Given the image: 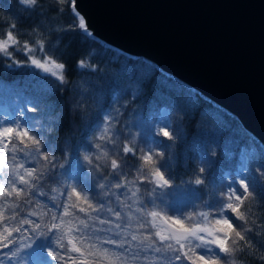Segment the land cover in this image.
<instances>
[{"label":"snow or ice","instance_id":"obj_1","mask_svg":"<svg viewBox=\"0 0 264 264\" xmlns=\"http://www.w3.org/2000/svg\"><path fill=\"white\" fill-rule=\"evenodd\" d=\"M14 4V13L0 16V67L33 68L54 87L25 98L0 126V175L11 173L0 180V264H237L238 254L264 250V219L249 220V203L264 201V148L257 152L245 143L229 154L233 170L204 193L207 199L199 197L206 210L186 216L180 209H172L177 215L157 210L156 200L163 203L167 194L157 193L175 187L170 171L179 125L166 109H132L134 118H125L135 94L121 104L114 88L103 87L104 69L92 63L93 54L80 58L74 47L81 38L108 47L96 41L76 0L48 6L59 17L68 13L64 25L42 20L27 31L18 29V16L38 12L47 20V12L41 0ZM65 54L77 58L69 63ZM75 75L87 78L74 83ZM65 93H75L71 110L81 122V146L61 147L52 139L63 120L45 112L46 101ZM198 101L194 92L186 98L193 106ZM81 149L90 180L60 163L73 153L80 159ZM215 155L202 150L200 165L181 183L207 188ZM258 259L264 264V256Z\"/></svg>","mask_w":264,"mask_h":264},{"label":"trees","instance_id":"obj_2","mask_svg":"<svg viewBox=\"0 0 264 264\" xmlns=\"http://www.w3.org/2000/svg\"><path fill=\"white\" fill-rule=\"evenodd\" d=\"M52 2L53 0H41L43 8L47 12V20L45 17L39 16L38 12L24 11L16 20L18 29L27 31L42 20L45 24L51 23L54 27L64 25L66 21L70 20V16L65 12L63 17H59L51 11L48 6ZM58 7L63 8L64 5H58ZM15 10L14 0H0V16L6 19ZM83 41L84 38H81L74 47L80 50V58L92 53V63L104 69L102 73L104 79L101 82L103 87L106 90L109 87L114 88L115 92L120 94L121 104L126 100H132L133 94H135V102L130 104L128 108L129 117H125L126 119L134 118L132 109H136L142 114H146L149 110L166 109L173 125H179L181 134L174 149L170 171L175 187L160 190L157 193L158 197L162 192L167 193L162 197L163 203H161V199L156 200L157 210H167L169 214L177 215L179 213L172 211V209H180L185 216L194 210H206L199 207L203 203L199 197L203 196L204 199H207L208 197L204 193L211 191L213 186L219 187L225 174L233 170L235 161L230 158L229 154L236 152L238 148H243L245 143L254 147L257 152L264 148L249 132L241 127L231 113L211 102L171 74L162 71L150 61L139 55H127L109 45L107 48H102L98 47L96 43H84ZM96 41L106 45L97 39ZM117 53L119 55H116ZM75 58L77 57L70 58L67 54L63 57L69 63ZM149 66H154V70L150 71ZM86 78L75 75L73 81L79 83ZM91 79L95 80L96 77L93 76ZM44 87L53 88L54 85L43 79V74L38 70L30 67H14L12 69L0 67V116L6 115L9 120L13 119L23 100L25 98L34 99L39 90ZM125 92L128 95H124ZM190 92L199 96V101L194 106L186 102ZM74 95L75 93H65L63 96L57 94L46 101L50 109H46L45 112L52 110L53 115H58L63 120V127L58 128L52 137L53 142L58 141L61 147L66 144L74 146L83 144L80 131L81 122L71 110V101ZM202 150L216 153L215 157L212 158L214 163L205 174L208 182L207 188L181 183L193 175L194 167L200 165ZM80 155L81 158L77 159L74 153L70 154L67 156L66 162L61 160L60 163H65V169L80 175L82 179L90 180L89 166L82 160L83 149H81ZM253 167L256 165L254 164ZM5 171L8 172V175H0V180H7L11 177L9 170L6 169ZM129 178L131 179V177ZM47 187L45 185L44 190H47ZM143 191L144 189L141 188V192ZM257 199L258 203H249L250 221L264 219V201H261L259 197ZM256 243L259 245V241ZM260 256H264V250L258 248L253 252L250 249L245 254H238L237 264H260L258 259Z\"/></svg>","mask_w":264,"mask_h":264},{"label":"water","instance_id":"obj_3","mask_svg":"<svg viewBox=\"0 0 264 264\" xmlns=\"http://www.w3.org/2000/svg\"><path fill=\"white\" fill-rule=\"evenodd\" d=\"M95 39L231 113L264 147V0H76Z\"/></svg>","mask_w":264,"mask_h":264},{"label":"rangeland","instance_id":"obj_4","mask_svg":"<svg viewBox=\"0 0 264 264\" xmlns=\"http://www.w3.org/2000/svg\"><path fill=\"white\" fill-rule=\"evenodd\" d=\"M5 119H8V117H7L6 115H2V116H0V126H3V121H4ZM8 120H9V119H8Z\"/></svg>","mask_w":264,"mask_h":264}]
</instances>
